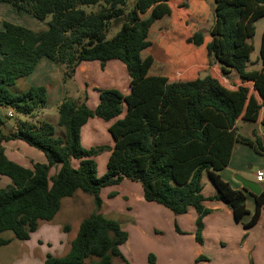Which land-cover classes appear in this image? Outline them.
<instances>
[{
    "label": "trees",
    "instance_id": "1",
    "mask_svg": "<svg viewBox=\"0 0 264 264\" xmlns=\"http://www.w3.org/2000/svg\"><path fill=\"white\" fill-rule=\"evenodd\" d=\"M133 1L137 5L135 8L156 9L149 17H142L135 8L127 11V5ZM202 1L208 3V0ZM166 2L0 0V4H11L18 12L30 13L37 19L50 17L47 28L38 31L7 20L0 29V107H11L18 116L28 117L17 119L16 130H6V123L0 116V175L11 180L9 187H0V255L2 247L11 241L2 233L11 231L19 240L30 239L42 221L49 222L55 217L61 199L80 190L93 196L96 210L81 221L69 251L60 256L48 253L43 264H114L116 257L121 258L123 264H132L120 248L128 240L127 231L119 220L100 210L102 190L124 179L140 182L147 201L160 203L175 214L194 207L199 213L200 230L202 218L208 213L201 203L204 199L202 176L207 172L216 188V198L231 208L234 219L241 221L247 214L245 192L233 188L213 169V158L197 163L189 157L186 160V154L176 150L175 137L179 132L175 128L187 125L206 141L209 128L213 132L214 124H226L231 133H219L214 152L221 153L233 135L240 141H248L235 124L246 102L251 111L264 107V35L263 70L253 73L255 85L263 97L261 103L250 94L248 87L231 90L209 72L202 76L204 70L200 72L198 67L219 61L223 73L233 71L236 77L247 74L246 67L253 51L251 41L255 36L254 21L264 14V0H218L219 6L214 11V21L218 23L216 39L204 44L203 35L195 32L194 49L186 52L178 46L180 42H175L181 41V37L172 41L168 31L164 32L168 35L167 46H159L149 39L150 30L166 13L162 12ZM158 5L163 7H156ZM89 6H96V9L87 10ZM122 21L128 27L120 28L109 38L114 24ZM171 48H175V53ZM167 51L189 53L195 60L189 66L183 65L185 69L174 67ZM199 56H202L201 61ZM42 57L61 64L65 77H71L83 61L97 60L104 66L107 61L118 59L127 67L132 81L130 91L124 94L115 88L102 89L95 110L85 102L64 99L57 107L58 126L64 133L56 136L55 125L50 122L37 124L32 119L47 105L46 86H31L22 91L13 89L20 79L29 76ZM249 78H253L252 74ZM93 116L106 121L116 118L108 127L115 143L107 160V170L100 176L93 157L107 146L86 149L80 139L81 127ZM254 136L257 150L264 153L263 140L257 134ZM13 139L42 151L46 162H35L29 168L10 159L3 142ZM73 159L79 160L77 167L73 166ZM176 170H191L189 178L178 182ZM255 199V211L245 226L259 220L264 192ZM64 229L68 231L69 225ZM149 260L150 264L154 263L152 254Z\"/></svg>",
    "mask_w": 264,
    "mask_h": 264
},
{
    "label": "crops",
    "instance_id": "2",
    "mask_svg": "<svg viewBox=\"0 0 264 264\" xmlns=\"http://www.w3.org/2000/svg\"><path fill=\"white\" fill-rule=\"evenodd\" d=\"M36 23L37 22H34V24ZM37 26H39V28H47L48 25L43 21L40 24H37ZM1 28L2 27H0V29ZM251 63L253 68H249V64L251 65ZM249 64L246 67L247 74L244 77H235L236 79H232L233 81L230 82L227 76H225L223 77V84L231 90H234L239 86H246L249 88L250 94H254V96L258 100V103H261L263 101V97L261 96L260 89H258L255 85L256 79L253 73L262 71L263 64L261 59L259 58H257L256 62L252 61L251 59ZM36 72L42 75V79L38 80L36 84L30 83L31 86L43 85L47 88V105L43 109L39 110L36 113L35 117L32 118L33 121L37 124L42 122H50L44 119V117L46 116V110L51 109L53 106L58 107V105L66 98L75 100L79 103L85 102L90 109L95 110L97 105L99 104L100 91L102 89L115 88L120 90L124 94H128L132 85V81L128 74L126 65L118 59L109 60L104 64V66L100 61L97 60L83 61L77 66L75 73L71 77H65L64 67L61 64L54 62L47 57H42L33 71L27 77L32 76ZM178 74L180 75V72ZM226 74L227 73H223V75ZM250 74H252L253 78H249ZM36 78H38V75L34 79ZM51 79L53 82L57 81V84H55L56 87L53 86L51 88V86H49L51 85ZM250 96L248 98L249 100L251 98ZM125 111L126 107L124 105L123 114L125 113ZM18 118L28 119L27 116L22 115L18 116ZM115 119L106 121L98 116L89 118V120L81 127V145L86 149L105 145L107 146V148L102 152H106L107 157H109L115 142L108 131V127ZM235 125L238 132L247 137L248 141H240L236 138V136L233 135L231 142L225 144L221 153L214 152L212 151V149L215 144V140L219 139L221 136L219 133H231V129L228 128L226 124H214L215 131L213 132L209 128L210 134L206 141H203L197 134V132H195L194 129L187 125L180 129L177 127L175 129L179 133L175 137V148L177 151L182 152V154H186V160L195 159L197 160V163L213 158V169L218 174H220L224 180L228 181L233 188L245 192L246 207L248 212L241 221H236L233 217L231 208L225 202L216 198L217 191L209 177V174L207 172L203 173V187L201 193L204 199L201 203L204 208L208 210V213H206L202 218L203 226H206L211 219L216 221L220 217H224L227 220L233 218L236 223H242L243 236L238 240L237 246L242 250V252L248 255L253 253V251L258 252L259 250H261V246L264 245V241H262V239L264 238V205L262 207L259 220L253 225L245 226V222L250 220L255 211L256 195L243 188L242 183L235 178V174L239 173L245 178L256 181V172L258 170H263L264 168V153L259 152L255 146L256 144H254V134L259 135L264 143V107H261L256 111H251L249 102H246L239 116L237 117ZM11 129H17L16 122L12 124L11 127H8V129L6 128V130ZM3 145L5 147L6 155L10 159L25 167L32 168L33 163L35 162H46V157L42 151L28 145L22 140L13 139L4 141ZM212 153L214 154V156L212 155ZM250 160H252L253 162L249 163L251 162ZM75 161L77 160H72V164L73 166L77 167L79 165V160L78 162ZM180 164L181 162H179V165ZM254 166H256L255 171H253ZM189 171L186 172L183 170H176L175 176L177 178V181H186L190 175ZM246 175H250V178ZM125 180L126 179L121 181L119 185H123V187L125 185L130 188L127 194H122V196L126 198L124 199L127 203L126 206H124V208L123 206H120L118 208L120 209L119 213H116L117 215H114V213H112V208L107 209V213L104 214L110 218L120 221L119 214L125 212L132 214V212H135V210V213L138 214L139 209L142 210V212H146L144 215H142L147 222L143 224L139 223L137 219H135V223L131 225L133 229L132 232H130L129 229H126V227L120 221L123 225V228L128 233V240L120 247L121 253L132 264H147L146 257L151 252L145 248L143 238H146L148 234H153L155 237H158L159 241H162L163 244L166 242V235L169 238L173 239L174 243L170 247L167 248L166 244L162 245V252L172 247L173 251L176 250V244H179L181 237L187 234H190V237L192 238L191 248L196 249V252L198 250L199 253L202 252V249L205 245L222 244L221 238H218L215 241L210 239L208 231L206 230L201 234L200 230L198 229L197 223L199 213L194 207H189V209L185 213L175 214L171 209L160 203L147 201L144 198L143 186L140 182L133 181L134 183L126 184ZM259 183L261 186V192H264V179ZM104 189L101 192V197ZM111 194L115 195L118 194V192H113ZM133 202L139 204L140 208L132 209L130 204H132ZM60 230L65 231V229L63 230V228L61 227ZM37 231L34 234L32 233L31 237L36 235ZM51 232V226H47L45 235L46 238H48L47 241L49 243L47 245L49 246H53V243L49 239L51 237ZM74 237L69 238V244ZM133 237L136 239V242L138 241V243H141L142 249H139V252L135 251V245L132 242ZM69 249L70 245L67 248L66 253L69 251ZM45 250L46 251L44 254H40L41 264L44 263V259L48 253L53 254L52 250H49L48 248H46ZM33 258L30 257V260H33ZM19 260L20 259H17L16 261L18 262ZM116 260L120 261V263L123 264L121 258L119 257L114 258V264H116ZM249 262H252L251 259H249ZM31 264H36V261H31Z\"/></svg>",
    "mask_w": 264,
    "mask_h": 264
},
{
    "label": "rangeland",
    "instance_id": "3",
    "mask_svg": "<svg viewBox=\"0 0 264 264\" xmlns=\"http://www.w3.org/2000/svg\"><path fill=\"white\" fill-rule=\"evenodd\" d=\"M136 6L137 5H135L133 1V3H129L127 5L126 9L128 11L129 9L135 8ZM218 6V0H208V3H205L202 0H167L165 9L162 11L163 13H166L159 17V20L156 22V26H153L150 30L149 39L155 43H158L159 46H167L169 44L168 35H166V33L164 34V32L168 31V34H170V40L172 41L181 37V41L175 42H180L178 46L184 52L194 49L192 42L194 43L193 35L195 32L203 35L202 37L204 44L210 40H215L218 35V23L217 21H214V11ZM0 7V27L3 26L2 23L4 20H8L27 27H32L34 30L38 31L46 29V27L39 28L37 24H40L43 21L47 23V21L50 19V17H48L46 20H40L30 13L18 12L15 7L8 3H2ZM156 7L159 8L163 6L158 5ZM91 9H96V6L87 7V10ZM155 9L156 8L153 7L152 9L146 11L143 9L141 10L138 7L135 8V11L137 14L142 15V17L147 18ZM169 19L171 20L169 21ZM34 22L37 23L34 24ZM254 26L255 36L251 41L253 44V51L251 52L250 57L252 61L256 62L257 58L261 59L260 53L264 35V14L259 15L255 19ZM127 27V25L123 24V21L118 24H114L113 28L108 34V37L111 38L120 28ZM171 49L175 53V48ZM174 53L167 51L168 58L172 59L173 63L175 64L174 67L185 69L183 65L189 66L190 63L195 60L189 53L188 55ZM198 60L201 61L202 56H199ZM195 65L196 64H193L192 67H195ZM249 68H253L252 63L251 65L249 64ZM198 70H200V72L204 70L203 73H201L202 76L209 72L221 79L222 82L223 77L225 76H227L230 82L233 81L232 79H236L235 72L233 73V71L227 75H223L221 63L219 61H214L212 65L206 64L202 67H198ZM37 75L38 78L34 79ZM176 77H179V74H176ZM41 79L42 75L36 72L30 77L20 79L13 89H15V91L26 90L31 87L30 83L36 84L38 80ZM55 84H57V81L53 82L51 79V85L49 86H51V88L53 86L56 87ZM10 111H13V117L9 116ZM0 116L5 121V128L7 129L15 122L17 123L18 114L11 107H1ZM58 117V110L55 106L46 110V116L44 117L45 120L50 121L55 125L56 136L63 135V128L57 124ZM96 156L93 158L97 163V173L99 175H103L107 168V153L100 152V155L98 154V156ZM250 161L251 162L249 163L253 162L252 160ZM75 162H78V160ZM255 169L256 166H254L253 171H255ZM55 172L56 168L54 167L52 169V173L54 174ZM246 176L250 178V175ZM125 182L126 184L134 183L129 179H126ZM10 185L11 180L7 176L0 175V187L5 188L9 187ZM129 190L130 188L125 185L124 187L123 185L119 184L107 186L102 193L103 203L100 209L101 212L107 213V209L112 208V213L117 215L116 213H119L120 210L118 208L120 206H123L124 208V206L127 204L124 200L126 198L123 197L122 194H127ZM113 192H118V194L110 196V194ZM130 206L132 209L140 208L139 204L135 202L130 204ZM95 210L96 206L94 203V198L90 194L78 190L74 193V195L70 197H64L61 199L60 209L55 217L50 222L42 221L40 223V227L37 229L38 231L36 230L37 234L32 236L31 239L24 241L19 240L14 237L11 231L2 233L3 237L11 238V241L10 243L4 245L1 249L0 264H31V261H36V264H41L40 254H44L46 248L52 250V253L58 256L65 254L67 248L70 245L68 241L69 238L77 235L81 221L88 217ZM135 212H132L133 215L127 212L119 214L120 221L123 223L126 229L130 230V232L133 231L131 225L135 223V219H137L139 223L144 224L147 222L143 217L146 212H142L140 209L138 210V214ZM66 225H69L70 227L68 231L60 230V227L64 230ZM47 226H51L52 232L49 239L53 243L54 247L47 245L49 243L47 241L48 238H46L45 235ZM205 230L208 231L210 239L215 241L216 239L221 238L222 244L205 245L201 253H199L198 250L196 252V249L191 248L192 238L190 237V234L181 237L179 244H176L175 246L176 250L173 251L172 247L165 250L164 252L161 250L162 245L166 244L167 248L170 247L174 243L173 239L166 235V242L163 244L162 241H159L158 237H155L153 234H148L146 238H143L145 248L151 252L146 257L147 264H150V260L148 258L150 254H152L154 257L153 264H264V245L261 246V250L258 252L253 251V253L248 255L242 252V250L237 246L238 240L243 236L242 223H236L233 218L227 220L224 217H220L216 221L211 219L206 226H203L202 224L200 228L201 234ZM36 231H34L33 234ZM262 241H264V238ZM132 242L135 245V251L139 252V249H142L141 243H138V241L136 242L134 237ZM30 257H34L33 260H30ZM17 259L20 260L17 262ZM249 259H251L252 262H249ZM115 263L121 264L118 260H116Z\"/></svg>",
    "mask_w": 264,
    "mask_h": 264
},
{
    "label": "water",
    "instance_id": "4",
    "mask_svg": "<svg viewBox=\"0 0 264 264\" xmlns=\"http://www.w3.org/2000/svg\"><path fill=\"white\" fill-rule=\"evenodd\" d=\"M235 178L242 183L243 188L252 194L259 195L261 193V186L259 182L245 178L240 174H235Z\"/></svg>",
    "mask_w": 264,
    "mask_h": 264
},
{
    "label": "built area",
    "instance_id": "5",
    "mask_svg": "<svg viewBox=\"0 0 264 264\" xmlns=\"http://www.w3.org/2000/svg\"><path fill=\"white\" fill-rule=\"evenodd\" d=\"M14 115L13 111H10L9 116L12 117ZM264 179V170H258L256 172V181L260 182Z\"/></svg>",
    "mask_w": 264,
    "mask_h": 264
}]
</instances>
